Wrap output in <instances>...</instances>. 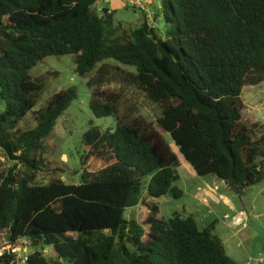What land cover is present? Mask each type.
I'll use <instances>...</instances> for the list:
<instances>
[{"label":"trees","instance_id":"trees-1","mask_svg":"<svg viewBox=\"0 0 264 264\" xmlns=\"http://www.w3.org/2000/svg\"><path fill=\"white\" fill-rule=\"evenodd\" d=\"M98 2L0 0V231L30 241L29 264H237L214 224L165 219L155 200L183 197L180 156L190 172L238 194L264 181V124L243 119L244 93L264 83V0H161L164 34L148 21L117 25ZM64 55L88 78L94 115L117 127L90 123L77 183L56 176L39 185L49 166L44 141L78 90L34 110L49 77L30 71ZM140 94L158 110L152 121L137 106ZM28 116L34 126L23 128ZM140 205L139 219L125 217ZM13 261L0 255V264Z\"/></svg>","mask_w":264,"mask_h":264},{"label":"rangeland","instance_id":"rangeland-1","mask_svg":"<svg viewBox=\"0 0 264 264\" xmlns=\"http://www.w3.org/2000/svg\"><path fill=\"white\" fill-rule=\"evenodd\" d=\"M161 0H111V10L115 12V23L124 28H138L143 22L148 21L151 27L156 26L163 34L167 24L161 10ZM102 13L104 3L97 5ZM105 62L118 65L129 71H136V67L122 64L116 60ZM100 66V65H99ZM74 56H50L39 62L30 71L33 78L48 75L47 86L34 110L44 107L47 100L63 89L76 87L78 97L58 119L52 135L44 141L46 147L45 159L48 168L39 173L37 184L44 185L53 177L63 176L66 182H78L75 173L81 168V154L83 153V135L89 130L93 122L102 131L115 130L117 122L114 117L97 118L92 112L89 101L90 91L87 86L88 78L80 76L75 71ZM264 86V83L262 84ZM253 87L244 93L245 109L243 119L249 124L260 122L264 124V87ZM137 106L141 113L149 120H154L158 110L152 106L142 94L138 96ZM0 105V110L2 109ZM23 128L34 126L31 116L25 118L20 124ZM164 138L177 153L172 138L164 133ZM181 157L183 166L180 169L181 178L176 183L184 191L181 199L164 196L155 200L160 207L161 216L165 219L175 215L182 217L194 216L199 228L204 230L214 224L213 233L225 244L227 254L237 264H264V181L251 186L241 194L228 189L216 176H198L190 172V166ZM3 165L8 166L5 158ZM5 167V166H4ZM59 168L58 174H53V169ZM213 192L214 196L207 194ZM227 198L231 203L227 202ZM204 199L207 202H204ZM142 205L128 209L127 219L141 217L144 212ZM244 212V222L239 224L235 216ZM246 219V221H245ZM235 221V222H234ZM246 226H242L245 225ZM8 235L7 230H1ZM0 232V233H3ZM0 239H3L1 235Z\"/></svg>","mask_w":264,"mask_h":264},{"label":"built area","instance_id":"built-area-1","mask_svg":"<svg viewBox=\"0 0 264 264\" xmlns=\"http://www.w3.org/2000/svg\"><path fill=\"white\" fill-rule=\"evenodd\" d=\"M129 2H132V0H129ZM204 202H207L206 199H204ZM238 224L239 222H244V212H240V216L237 217L235 220ZM246 221V219H245ZM242 226H246L242 225ZM3 232V231H0ZM3 236V239H0V255H4L6 253L11 254L14 256L13 264H29V256L33 253L34 248L32 247L30 241L26 237L18 238L15 241H12L8 238V235H6L4 232L0 233ZM48 249L45 250L47 252Z\"/></svg>","mask_w":264,"mask_h":264},{"label":"crops","instance_id":"crops-1","mask_svg":"<svg viewBox=\"0 0 264 264\" xmlns=\"http://www.w3.org/2000/svg\"><path fill=\"white\" fill-rule=\"evenodd\" d=\"M100 2L101 3H104V9L106 10V7H107V5H109V7H108V10H110V11H112L111 10V0H99V2H98V4H100ZM182 166H183V163H182ZM223 183H225L224 181H222ZM207 194H209V195H211V196H214V194H213V192H211L210 190H208L207 191ZM227 202L228 203H231V200L229 199V198H227ZM232 204V203H231ZM240 216V213H238L236 216H235V220L237 219V217H239ZM235 222V221H234Z\"/></svg>","mask_w":264,"mask_h":264},{"label":"water","instance_id":"water-1","mask_svg":"<svg viewBox=\"0 0 264 264\" xmlns=\"http://www.w3.org/2000/svg\"><path fill=\"white\" fill-rule=\"evenodd\" d=\"M109 5H107L106 10H108ZM228 189L237 192V187L234 184L225 183Z\"/></svg>","mask_w":264,"mask_h":264}]
</instances>
